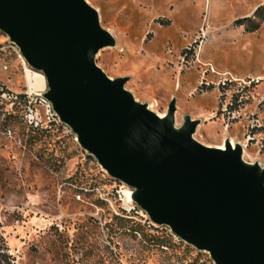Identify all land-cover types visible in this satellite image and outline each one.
Instances as JSON below:
<instances>
[{"label": "rangeland", "instance_id": "374dc122", "mask_svg": "<svg viewBox=\"0 0 264 264\" xmlns=\"http://www.w3.org/2000/svg\"><path fill=\"white\" fill-rule=\"evenodd\" d=\"M114 40L94 63L159 118L197 121L193 139L264 168V21L248 31L264 0H85ZM257 22V20H254ZM0 32V264H213L150 223L76 143L44 117L45 84ZM42 76V75H41ZM27 78V79H26ZM30 84V85H29ZM30 106L39 125L26 122Z\"/></svg>", "mask_w": 264, "mask_h": 264}, {"label": "water", "instance_id": "95a60500", "mask_svg": "<svg viewBox=\"0 0 264 264\" xmlns=\"http://www.w3.org/2000/svg\"><path fill=\"white\" fill-rule=\"evenodd\" d=\"M0 32L39 72L42 97L106 174L131 189L150 223L206 252L213 264H264V168L192 137L197 121L173 125L109 79L95 54L114 40L85 0H0Z\"/></svg>", "mask_w": 264, "mask_h": 264}, {"label": "built area", "instance_id": "2783aa9c", "mask_svg": "<svg viewBox=\"0 0 264 264\" xmlns=\"http://www.w3.org/2000/svg\"><path fill=\"white\" fill-rule=\"evenodd\" d=\"M14 48H15V51H16L18 57L20 58V55H19L17 48L15 46H14ZM28 96L29 97H28L27 104L29 106L26 108V111L24 113V117L26 119V122L29 125H32L33 127H37L39 125V113L37 112L36 108L30 106L32 98L30 97V95H28ZM39 105L42 107V112H43L46 120L59 123V120L55 116V114L53 113L50 104L45 99H42L41 103Z\"/></svg>", "mask_w": 264, "mask_h": 264}, {"label": "trees", "instance_id": "16d2710c", "mask_svg": "<svg viewBox=\"0 0 264 264\" xmlns=\"http://www.w3.org/2000/svg\"><path fill=\"white\" fill-rule=\"evenodd\" d=\"M253 19L252 20H248L247 18L244 19V21L248 22L249 24V29L248 31H253L257 28L258 23L264 21V5L256 8L253 12ZM254 20H257V22H255Z\"/></svg>", "mask_w": 264, "mask_h": 264}, {"label": "bare ground", "instance_id": "6f19581e", "mask_svg": "<svg viewBox=\"0 0 264 264\" xmlns=\"http://www.w3.org/2000/svg\"><path fill=\"white\" fill-rule=\"evenodd\" d=\"M27 73H28L27 78H28V81L31 82V86H33L34 88L37 89V88H41L44 85V79L41 75L31 74L29 72H27ZM219 149L224 150L223 147H219ZM130 195H131V193L128 192L127 193L128 199H130Z\"/></svg>", "mask_w": 264, "mask_h": 264}]
</instances>
